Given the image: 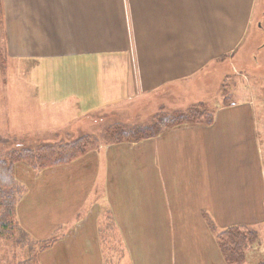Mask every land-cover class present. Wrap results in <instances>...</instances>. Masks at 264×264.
Instances as JSON below:
<instances>
[{
  "label": "crops",
  "instance_id": "crops-1",
  "mask_svg": "<svg viewBox=\"0 0 264 264\" xmlns=\"http://www.w3.org/2000/svg\"><path fill=\"white\" fill-rule=\"evenodd\" d=\"M107 1L28 0L23 7L32 15L23 19L13 14L11 0H3V27L11 56L22 61L35 60L40 68H44L45 60L54 61L45 69L52 78L45 87L53 93L57 84L61 87L64 83L55 79V75L62 76L58 73L62 69L59 62L71 58L73 67L82 68V83L85 82L80 85L78 76L64 63L66 79L78 85L73 90L80 93V86L93 89L101 97L103 107L124 104L114 113L119 120L126 114L128 104L136 107L150 101L146 111L149 114L162 109L180 110L183 108L176 96L185 97L190 92L198 93L197 103H207L209 77H220L221 90L230 74L253 75L258 57L252 54L259 53L261 47L244 49L243 43L252 25L255 0H243L250 7L242 8L237 0H225V6L217 5L209 10L205 6L206 13L201 15L200 8L190 5L192 0H188V12L196 18L197 11L198 16L206 20L192 25L191 15L186 20L180 19L178 0H114L119 7L118 11L112 7L113 15H90L92 7L105 8ZM218 18L220 21L215 20ZM208 28L224 29L227 33L224 37L208 38ZM226 66H230L229 71L225 70ZM243 88L244 95L237 96L239 102L215 108L212 124L182 125L139 142L102 144L70 163L41 169L39 178L30 182L17 178L27 188L24 200L18 203L19 225L40 238V234L29 229L35 218L29 191L37 190L40 200H53L44 196L62 200L58 211L64 215L69 214L68 200H82L83 206L88 200H98L93 203L95 210L88 209L83 214L82 206L76 209L79 212L72 215L76 224L69 231L63 232L67 219L59 216L54 221L56 225L51 227L53 232L45 237L50 245L43 253L52 248L61 250L72 236L86 230L90 221L100 226L98 218L104 213L98 210L99 200H108V206L116 204L112 200L117 203L150 200L152 204L153 200H157V204L158 200H168L172 209L177 200H200L197 203L202 206V213L213 216L222 232L232 226H246L260 234L264 224V155L258 113L263 116L262 124L264 113L256 105L252 84L243 81ZM241 91L234 92L239 95ZM88 96H81L78 105ZM239 108L245 113L240 115ZM121 122L128 123L127 120ZM28 168L23 170L24 178H27ZM63 187L62 193L53 192ZM207 200H223L218 202L221 209ZM131 215L115 216L114 229L110 224V230L115 233L112 240L109 234L105 236L101 231L102 239L98 234L96 242H102L104 251H95L97 262L87 264H114L112 260L118 264H226L217 250L216 235L202 232L207 227L201 222L190 226L191 229L184 223L183 229L173 231L172 216L162 219L170 234L166 236L153 230L155 239L144 247V222L138 211ZM123 216L125 221H122ZM117 230L125 240L129 235L127 241H134V249L118 251L123 246ZM53 234L59 235L48 240ZM258 249L247 252L246 264L261 263L252 259L255 260L253 252L261 253ZM113 254L119 256L113 257ZM76 261L70 263L76 264Z\"/></svg>",
  "mask_w": 264,
  "mask_h": 264
},
{
  "label": "rangeland",
  "instance_id": "rangeland-1",
  "mask_svg": "<svg viewBox=\"0 0 264 264\" xmlns=\"http://www.w3.org/2000/svg\"><path fill=\"white\" fill-rule=\"evenodd\" d=\"M11 1L13 14L15 17L26 19L32 15L28 8L23 7V5L28 3V0ZM152 1L158 2L160 0ZM255 2L256 6L254 7L252 13V25L250 26L249 31L246 32L247 38H245L246 40L243 43V47L244 49H251L254 46L255 48L261 47L259 48V53H256V55L252 54V56L258 57V61L256 62L257 65L254 67L252 76L242 77L234 74L228 75V78L224 80L227 86L226 88L222 86L223 88L221 87V90L220 85L222 82L220 77L213 76L208 78V96L206 99V104L209 106L212 112H214L215 108H218L219 106L227 105L233 101L239 102V100H237L239 99L237 96H242L243 94L244 81L246 84L249 82L252 84L255 90L257 101L256 105L261 107L264 113V0H255ZM236 3L241 8L244 5H249L250 7V4L244 2L243 0H237ZM191 4L196 6V8H200L199 15H201V13H206L205 6H208L209 10L210 8L216 7L217 5L225 6L226 1L192 0L190 1V5ZM113 6L118 11V2H115L114 0H108L105 8L98 7L97 10H95L92 7V9H90L92 10L90 15L92 17L98 15H113L115 12V10L112 8ZM178 6L180 9L181 20H186V18L191 15V25L195 21L197 24L206 21L201 16H198L197 11L195 12L196 18L193 17V13L191 14L188 12V0H178ZM34 7L38 10L37 5L34 4ZM215 20L220 21L219 18ZM3 24L4 22L0 17V151L11 149L17 146L19 143L23 144L25 147L35 148L42 143L57 141L70 142L77 139L79 136L87 134L100 136L103 129L109 124L127 120L128 125H142L148 123L154 116L155 113H146L147 106L151 103L149 101L142 102L136 107L134 105L128 104L126 107L129 108H127L126 114L122 116L121 120H119L114 113L115 111L122 109L124 104H109V107H106L107 105H104L103 107L101 97L98 96L97 92L92 91L93 89L80 86V93L76 92V90H73V88L78 87V85H75L66 79V72L63 68L64 63H67L70 71L78 76L80 85L85 84V82L82 83V80H84L83 73H81L83 72L82 68L73 67L74 61L71 58L62 59L59 62L61 64L60 68L62 67V69L58 73L62 74V76L60 77L59 75H55V79L59 82L64 80V83H62V88L58 86L59 84H57L56 91L53 93L50 89L45 87L50 85V80L52 79L48 74H46L47 71L45 69L49 68L50 64H54L55 62L45 60L43 64L44 68H40V66L36 64L35 60L22 61L12 57L10 52V44L6 36V29L3 27ZM209 24L211 23H208V25ZM207 32L208 38H220L226 35L227 30H213L208 28ZM199 36H202V34ZM41 52L53 53V51L47 50H41ZM228 69H230V66L225 67L226 71H229ZM38 73H41L43 77L38 76ZM235 90H242L241 94H236L234 92ZM224 91H226L225 94ZM197 95L198 93L190 92V94L185 97L176 96V98L179 99L177 103L184 109L190 104L197 103ZM81 96L82 98L85 96L88 97L78 105L77 101ZM101 96H103V93H101ZM107 103L108 102L105 104ZM238 112L240 115L245 113L241 108L238 109ZM130 120H132V122H130ZM262 120L263 116L258 113V122L260 125V133L262 134L261 140L264 155V124H262ZM9 136H21L22 138H13ZM57 136H59V138H57ZM25 168L28 167L24 164H19L17 166L16 171L18 179L21 181L22 179H27V182H30L39 178L41 173L40 170L37 172L29 168L27 178H24L23 170ZM20 186L23 193L20 195L19 201L22 202V200L25 198L27 188H25L21 182ZM63 190L64 187L59 188L58 190L54 189L53 192L60 194L63 192ZM98 191L100 192L101 189L98 188ZM29 195L32 200L33 213L36 218L32 220L29 229L35 231L36 235L40 234V238L35 237L33 232L31 233L30 230V232L28 230H24V228L19 225L21 231L17 233V243L12 241V239L9 241L5 239V241L3 240L0 242V258L3 255L9 259L16 257L13 259L15 264H41L42 261H44L45 264H71V260H77L76 264H87L88 262L95 263L98 260L95 251H104L102 242H96L98 234L100 235V232L102 231V234H105V236H108L109 234L111 237L110 239L112 240L115 236L113 231L115 225V216L119 217L120 215H124L126 213L132 214L131 216H133L136 211L139 212V215L144 222L143 244L140 243L144 247H148L149 243L147 242H149V240L155 239V236L152 233L153 230H157L159 233H162L166 236L170 234L169 229L163 224L162 219H169L171 216V225L174 226L173 231L177 230L178 228L183 229L184 223L185 225H189L187 226V229H191L190 226L192 227L193 224L201 222L207 227L205 230H201L202 232H212L216 236L222 232V230L219 229L220 226L217 222V224H215L214 220L210 222L212 219H209L211 218L209 214L202 213L203 209L200 208L202 206L197 203V201L200 200H177L175 206L173 207L174 211L172 209V205L168 203V200H158V204L157 200H153V204L150 200H123L121 203H117V200H112L116 204H111V206H108V200H99L101 205L98 210L104 213V216L98 218V224H100V226L90 221L91 224L87 225L86 230H80L78 235L72 236L67 241V244L62 246L61 250L59 248H52L51 250L43 253L41 248L45 243H48L45 241L47 239L45 237H47L48 233L50 234L53 232H51V227L55 224L54 221L56 222L59 216L64 215L58 211V207L62 200H57L54 197L48 198L46 196L43 198L53 200H40L37 198V190H30ZM96 201L98 200H88L87 204L83 206L82 200H68L70 204V215L67 213L64 215V218L67 219V223L63 232L69 231V229H72L75 226L74 223L76 224V218L72 217V215L79 212L76 210L79 206H82V212L85 214L88 209L89 211L95 210L93 203ZM207 201H209L208 203L216 204L220 208L218 202L223 200ZM180 207L181 210H179ZM232 208L234 209L233 206ZM183 210H185L186 213H183ZM108 213H111L110 216ZM210 214L214 215L212 210ZM125 220L126 218L123 216L122 221ZM110 224L113 227L111 230ZM34 228L36 229L34 230ZM57 230L60 231L61 229L57 228ZM116 234L119 240L122 241L121 244L123 246V249H120L119 244L115 242L114 244L119 247L118 251L130 250L129 247L134 249V241H127V237L129 235L125 240L122 237V233H119L118 230ZM58 235L59 234L50 235L51 237L48 238V240L51 241L53 238L56 239ZM259 235V242L255 244L254 247L250 248L248 252H250L253 248L256 250H259L258 248H260L261 253L253 252L255 255V260L251 256V253L250 256L255 263H259L260 261L264 263V224L262 225ZM216 245L217 250L222 255L218 243H216ZM105 256H109V254H105ZM112 256L118 257L119 254H113ZM223 261L228 264V262L224 260V257ZM112 262L114 264H118V261L112 260ZM249 263L253 262L249 261Z\"/></svg>",
  "mask_w": 264,
  "mask_h": 264
},
{
  "label": "trees",
  "instance_id": "trees-1",
  "mask_svg": "<svg viewBox=\"0 0 264 264\" xmlns=\"http://www.w3.org/2000/svg\"><path fill=\"white\" fill-rule=\"evenodd\" d=\"M3 16V0H0L2 21ZM226 86L225 82L223 87L226 88ZM213 121L214 114L209 106L205 102H198L180 110L162 109L148 123L142 125H128L123 122L109 124L100 136L87 134L70 142L42 143L35 148L25 147L19 143L11 149L0 151V242L12 239L17 243V233L21 231L17 220L18 203L22 194L16 177V168L19 164H24L33 170H41L70 163L89 151L99 148L102 144L139 142L159 136L178 126L209 125ZM212 221L213 219L210 222ZM216 237L220 251L228 264H245L248 250L260 240L257 231L246 226L229 227ZM49 245L48 243L41 250ZM13 259L3 255L0 258V264H15Z\"/></svg>",
  "mask_w": 264,
  "mask_h": 264
}]
</instances>
